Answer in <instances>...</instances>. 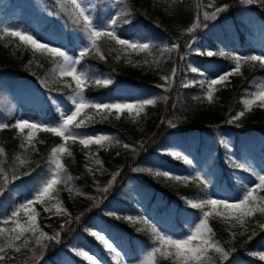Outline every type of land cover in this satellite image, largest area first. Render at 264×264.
Here are the masks:
<instances>
[{
    "label": "trees",
    "instance_id": "16d2710c",
    "mask_svg": "<svg viewBox=\"0 0 264 264\" xmlns=\"http://www.w3.org/2000/svg\"><path fill=\"white\" fill-rule=\"evenodd\" d=\"M103 4V0L98 1L99 7ZM224 5H228L227 9L215 18L203 19L204 12L214 13L217 7L223 8ZM244 9L256 14L259 22H264V3H260V0L246 5L245 0L120 1L119 10L112 18L118 21L115 29L133 32L140 25L143 36L140 43H148L149 48L122 49L107 37H100L97 41L99 52L90 50L88 55L83 57V61L88 66V78L110 79L111 82L98 85L90 80L83 86V95L99 100L112 98L122 89L126 96L132 98L129 104L142 103L147 99H154L155 103L145 105L139 116L135 111L116 113L113 109L101 114L95 109L86 108L78 117L85 119L86 114L94 121L89 123L86 120L87 126L79 130L88 131L103 127L114 132L118 154L112 150L100 158L92 154L85 156L77 140L65 141L53 133L42 131L36 132L32 144L29 145L25 140L28 130L21 132L12 127L15 124V115L5 121L4 124L9 127L0 128V148L4 149L0 153V169L3 170L0 174V228L15 227L10 216L26 197L22 189L31 188L50 173L54 168L49 163L51 149L62 143L67 151L64 152L61 162L67 170L66 174L72 176V180L57 184L69 210V220L59 226L40 218L37 221L38 231L25 233L19 241H11L12 247H8L9 240L5 239L8 233L0 236V246L5 247V258L0 264H67L63 260L66 254L72 257L76 264H92L78 254L81 250L87 251L85 239L109 264H122L118 258L119 252L111 241L100 233L109 241L114 251L94 235L96 231L92 229L91 224L96 218H103L107 233L113 240L124 243L131 257L136 255L141 245L155 246L160 249L154 257L155 264H176L174 255L162 254L174 253L175 250L160 244L151 231V225L144 223L145 216L138 206L132 180L137 182L141 195L148 202V208L158 202L176 207V225L183 224V214H201L203 210L191 207V203L210 198L203 183L196 178L181 175H177L181 177L180 180H172V173L168 177L156 175L161 171L154 167L152 161L153 155H156L162 162L182 167L191 174L194 171L192 161L190 164L185 163L183 156H174L171 146L181 144L187 147L197 136L200 139L195 148L198 157L202 155L205 134H211L212 141L218 144L208 162L209 169L219 172L216 175L218 187L225 183L229 191L237 197L234 203L243 198L241 194L244 188L234 171L247 173L244 169L236 167L237 163L226 156L228 148L221 141L225 142L224 132L235 136L237 147L242 145V138L253 141L264 136V108L259 106V102L252 105L251 110L246 109L243 104L244 100L250 99L251 95L258 91L264 80V67L258 62L242 61L239 73L215 86L211 103L205 98L206 85L202 88L197 82L184 87L183 83L199 80L196 78L198 75L191 72L186 62L190 41L201 37L200 30L207 25L235 19L236 14L245 11ZM109 16L110 10L106 17ZM197 17L201 27L189 32ZM242 25L238 24L239 27ZM246 27L243 25L244 30H247ZM211 29L209 28V31H212ZM237 30L239 40L243 44L244 30ZM214 41L209 38V42L217 47ZM175 43H179L178 49L172 47ZM246 56L248 55L240 57ZM180 57L184 59L181 60ZM207 59L226 62L233 58L232 55L215 54ZM57 61L58 58L46 52L32 51L16 37L9 36L0 29V102L3 100L2 91L6 83L19 84L24 91L33 96H41L43 101L47 100V104L51 101L50 95L68 99L75 82L71 77H61L58 74L53 78ZM173 68L177 69V75L169 84L161 77L171 76ZM40 109L44 111L43 114L52 111V118L59 119L51 106ZM240 111H244L245 115L231 124L227 123L230 116H235ZM22 143L25 144L24 148L20 147ZM125 143L133 147L125 148ZM96 160L101 163L89 162ZM21 161L24 163L21 164ZM135 168L151 171L136 172ZM114 175L115 181L109 183ZM4 176L8 177L7 184L4 183ZM183 177L189 179L184 181ZM69 195L91 198L94 204L82 213L74 212L68 203ZM253 195L258 201L260 196H264V191L257 190ZM116 204L127 206L132 211L130 216L134 219H126L129 215L117 211ZM159 207L162 208H158V212L165 208L161 205ZM204 210L212 211L211 208ZM5 219L9 221L7 224L3 222ZM18 219L21 223L27 221L22 217ZM262 224L264 213L259 211L244 217L241 224L234 215H227L218 207L209 216L208 226L212 230L214 240L219 241L225 250L234 248L235 251L231 252L226 261L220 259L219 253L210 250V264H264L259 255L264 253V228L260 227ZM41 232L45 236L41 238V245H37L36 240L40 238ZM57 233V241L47 239ZM25 240L28 241L26 247L23 246ZM17 246L20 247V252L14 250ZM130 264L134 263L131 261Z\"/></svg>",
    "mask_w": 264,
    "mask_h": 264
},
{
    "label": "rangeland",
    "instance_id": "374dc122",
    "mask_svg": "<svg viewBox=\"0 0 264 264\" xmlns=\"http://www.w3.org/2000/svg\"><path fill=\"white\" fill-rule=\"evenodd\" d=\"M96 0H79V3L84 8L86 14H88L92 20L93 28L100 29L103 28L107 30L106 27L109 26L108 22H102L97 19ZM113 5L112 13H115L116 0H109ZM246 10V9H245ZM75 14L72 12V6L69 0H0V26L4 29L5 27H11L13 30L26 31L28 34L33 35L39 43L48 44L51 47H58L69 56L73 61V67L76 69L78 74H83L85 77L88 75V69L86 63L81 59V50L86 47H91L90 41L88 40V32L85 30L83 22L77 24L75 22ZM64 16L66 19H64ZM256 14L246 10L244 12H239L236 14L235 19H229L224 22L218 23L216 25H207L200 30L202 36L197 37L190 41L193 44V50L189 51L187 56V64L191 68L197 70L196 78L203 79L205 81L209 79H216L220 75L227 72H231L232 76L236 75L234 71L235 62H214L208 60L205 56L206 54L197 55L196 49L201 50L206 53L207 51L223 50L225 52H230L234 55H261L264 56V46L263 38L261 35L262 26L260 30V25L258 23ZM248 24L249 31L245 33L244 45L240 44L239 34H238V24ZM264 25V22H262ZM215 26V29H214ZM212 28V31H209ZM68 29H73L72 33L68 32ZM261 31V32H260ZM141 26L138 25L135 30L131 33L129 32H116L119 38L128 40L130 42L137 43L142 41L141 36ZM209 38L214 39L217 47L209 42ZM194 42V43H193ZM31 47V45H29ZM32 49V47H31ZM100 77V76H98ZM229 77V78H230ZM264 85V80L261 83ZM259 90V87H258ZM121 91L117 92L112 98H103L99 100H93L85 97V99L90 103H100V104H110V103H130L132 101L131 97L125 95ZM3 95L5 97L6 104H0V124H4L7 117H10L16 109V120L26 119L30 123L43 122L51 126H55L62 121V113L71 114L74 111L76 101L69 99H62L58 97H53V106L58 113L59 119L56 120L52 118V111L43 114L40 108L46 107L41 104V98L33 97L26 94L18 85L10 83L5 84L3 89ZM14 115V114H13ZM79 132L87 133L89 135H108L113 139L109 141H104L102 144H92L88 148H84L83 145L79 143L80 148L84 151L85 156L92 154L93 156L100 158L104 155H108L114 150L113 153L118 151L115 146L116 135L114 132L104 129L103 127L94 128L92 130H77ZM205 147H204V157L200 160L197 158L194 152V147L197 144L198 136L192 142V144L187 148L177 147L176 151L182 156L190 159L195 164V169L191 177H196L199 173L202 177L206 179L207 190L210 197L220 200L228 201L229 203H234L237 201V197L229 191L225 183L218 187L216 183V175L219 173L217 170H210L207 167L209 160L212 158V154L218 148V144L212 141L211 134H205ZM223 136L229 146L228 157L238 162L243 166V169L247 171L248 174H244L240 171H234L237 174L240 185L243 186L244 192L241 194L242 197L245 194L246 188L254 187L258 183V177L264 175V136L258 137L257 139L250 141L242 138V145L236 146L233 135L230 133H223ZM115 156V155H114ZM64 158V153H61V159ZM89 160V159H88ZM152 161L155 168H158L161 172H169L175 175L187 176L185 169L175 165H171L162 162L158 156L153 155ZM92 164H97L96 161H89ZM54 169V168H53ZM134 181V179H133ZM42 182V181H41ZM41 182L36 186L39 187ZM35 188V189H36ZM34 189V190H35ZM139 200L138 206L145 215V219L149 220L150 224H154L161 234H166L174 239H184L191 234V230H194L195 226L198 225L203 218L201 215L190 218L189 216L183 214V222L185 227H180L176 225L174 219L176 217V207L169 206L162 211L158 212L154 207L148 208L147 203L144 199H141V191H134ZM29 194L24 200H32L35 197L36 192H25ZM51 199H47L43 202H35L31 208L38 213L36 217V222L38 219H44L48 223L57 224L63 226L70 218L69 210L64 203L61 191L58 185L55 186L53 192L51 193ZM68 203L72 210L77 213H82L87 208L94 204V200L91 198H83L78 195H69ZM47 209V211H46ZM59 209V212L57 211ZM115 209L122 214H132V211L127 208V206L120 204L115 205ZM21 214L27 219L25 215V210L21 209ZM203 215V214H202ZM103 218H96L91 227L98 233L103 234L108 238L112 245L119 252L118 258L122 261V264H130L132 261L134 264H143L145 257L152 248L145 246H140L139 255L135 257H130L125 244L122 242L113 240L112 237L107 233L104 226ZM85 248L90 255H93L98 261V264H109L103 256H101L98 251H95L93 245L85 239ZM65 262L67 264H76V261L72 259L69 255L64 256Z\"/></svg>",
    "mask_w": 264,
    "mask_h": 264
},
{
    "label": "snow or ice",
    "instance_id": "6c2138e0",
    "mask_svg": "<svg viewBox=\"0 0 264 264\" xmlns=\"http://www.w3.org/2000/svg\"><path fill=\"white\" fill-rule=\"evenodd\" d=\"M247 3H252L254 0H246ZM70 5L72 6V11L75 13V22L77 24L83 22L85 30L88 32V40L91 44V49L89 47H86L81 50L80 57L83 58L86 55H88L90 50H95L96 52H99V47L97 45V41L100 37L105 36L111 41H114L117 45L121 46L122 49H140V50H146L149 48L148 43H134L130 42L125 39H121L116 34V31L114 30V26L118 23L116 19H112L110 21L109 26L106 27L107 30H104L103 28L100 29H94L92 20L88 14H86L84 8L79 3V0H69ZM260 3H264V0H260ZM228 5H224L223 8L217 7L216 11L214 13L209 14L208 12L203 13V19L209 20L212 18H215L216 15H218L220 12H223L227 9ZM201 27L199 17H197L196 23L193 24L192 28L189 29V32H192L194 29ZM4 33L12 36V37H18L21 42H23L26 45H31L32 50L34 52H46L52 57L58 58L57 66L53 70V78H55V74H58L61 77H71V79L75 82V87L72 89L71 94V100L76 101L74 111L71 112V114H64L62 113V121L55 125L51 126L49 124H45L43 122L39 123H30L26 119H17L15 124L12 125V127L19 129L21 132H24L25 129L28 130L27 135L25 137V140L29 145L32 144L33 137L35 136L37 131L42 132H49L53 133L55 136L62 138L65 141L68 140H79V143L84 146V148H88L89 145L92 144H102L104 141H109L113 139L112 137L108 135H89L87 133L79 132L78 129H81L83 127H86V120L89 123L94 122L92 120V117L86 116L85 119H78V117L81 116V114L84 112V109L86 108H92L97 111V113H106L110 110H115L116 113H121L127 110L128 112L135 111L136 115L139 116V114L143 111L145 105H151L155 103L154 99H147L146 101H143L142 103L137 104H128V103H110V104H100V103H90L88 102L83 93H84V85L89 82L90 80L94 81L96 84H109L111 81L110 79H93L85 77L83 74H78L76 69L73 67V61L69 58V56L65 53V51L61 50L58 47H51L48 44L39 43L37 39L34 38L33 35L28 34L26 31H18L13 30L11 27H5L3 29ZM194 43V42H193ZM173 48L178 49L179 43H175L172 46ZM188 50H193V44H189ZM196 54H206L208 56H212L215 54H218L220 56H226L230 55L229 53H226L223 50H220L218 53H214L213 51L209 50L206 53L202 52L201 50L196 49ZM233 60L235 61V67L234 71L236 73L240 72L241 68V62H258L260 66L264 67V56L261 55H248L246 57H240L237 55L232 56ZM181 60L184 59V57H180ZM191 72L196 73L197 70L194 68H191ZM177 75V69H172V75L171 76H162L161 79L167 83H172L174 77ZM232 75L231 72H227L223 75H220L216 79H209L205 81L204 79H200L198 81H187L183 83L184 87H187L189 83H199L202 88H204L206 84V92H205V98L209 103L213 100V92L215 89V86L221 85L224 82L229 80V77ZM70 87V85H69ZM167 91V89H166ZM259 102V106L264 108V85L259 86V90L254 92L251 95L250 99H246L243 101V104L246 109L251 110L252 105ZM244 111H240L235 116H230L227 123L231 124L239 117L244 116ZM9 125L7 124H0V128H8ZM119 142V141H117ZM224 143V146L228 148V144L224 141H221ZM125 148H132V145H129L125 143L123 145ZM21 148L25 147V144L20 145ZM35 150L33 146V151ZM4 149L0 148V153H2ZM67 149L65 148V145L62 143L58 147H53L51 149V155L49 158V163L54 166V169L50 171V175L47 176V178L43 179L39 187H37L34 191L36 192L34 199L27 200L26 203L21 204L19 207L21 209L25 210V215L27 216V221L25 223H21L16 217L18 216V211H13L12 213V223L15 224V227L12 229L7 228H0V236H4L5 233H8L9 235L5 237V239L9 240L8 247H12L11 241H19L22 236H24L25 233H35L38 231L37 223H36V217L38 213H35L34 210H32L31 206L35 202H43L47 199H51V193L53 192V189L57 184L60 183H67L68 181L72 180V176L67 175V170L64 168L63 163L61 162V153L66 152ZM71 155V153H68ZM174 156H179L180 153L173 152ZM231 159V157H229ZM24 162L21 161V164ZM97 164H100L101 161L96 160ZM185 163H191L190 160L185 158ZM236 167L241 168L243 167L241 164H236ZM134 171L140 172V171H151L150 169H141V168H135ZM3 170L0 169V174H2ZM118 175V174H117ZM156 175H163L165 177H168L170 173L165 172H157ZM16 177H13L15 179ZM196 179H199L205 188L207 187V182L204 177H202L199 173L196 174ZM4 183H8V177L4 176ZM116 175L113 176L112 181L109 183H112L115 181ZM172 180H180L181 177L177 176L175 174L171 175ZM189 177H183L184 181H187ZM258 183L255 184V187L246 188L245 194L241 200H239L238 203H229L225 200L220 199H211V198H205L201 199L199 202L191 203V207L196 209H202L203 210V218L201 219L200 223L195 226L194 230H191V234L188 235L184 239H174L171 236H167L166 234H161V232L157 229V227L152 223L151 224V231L155 234L156 239L160 242L162 245L168 246L170 249H174V253L170 252H164L163 255H174L176 258V264H210V258L208 257V252L210 250H214L215 252L220 254V259L222 260H228L231 252H234L235 249H231L230 251L225 250L224 247L221 246L219 241L214 240L212 235V230L208 226V218L212 215V212H215L218 207H221L225 214L227 215H234L235 218L243 224L244 217L251 216L254 212L259 211L261 213H264V196H260L258 198L254 197V193L257 192V190L264 191V175H261L258 177ZM2 191V189H0ZM104 191H107V189H104ZM207 208H211L212 211L204 210ZM47 211V209H46ZM59 212V209H57ZM128 220L134 219L132 216L126 217ZM5 224H7L9 221L5 219L3 221ZM144 223H149L148 219H144ZM261 228H264V224L260 225ZM98 237V239L106 244L108 248L112 251H114L112 245L109 243V241L100 233L96 232L94 233ZM255 235V233H253ZM45 234L43 232L40 233V238H37L36 244L41 245V238H43ZM59 237V233H57L54 236L47 237V239L52 241H57ZM251 238V237H250ZM199 241V243H195V241ZM28 241L25 240L23 246H27ZM16 252H20V247L17 246L14 248ZM160 249L153 247L150 252H148L147 256L145 257V260L143 264H155V254L159 252ZM5 247L0 246V261L4 260L5 256ZM80 256L85 257L88 261H91L92 264H98V261L94 258L93 255H90L88 251L81 250L78 253ZM260 259L264 260V253H260Z\"/></svg>",
    "mask_w": 264,
    "mask_h": 264
}]
</instances>
